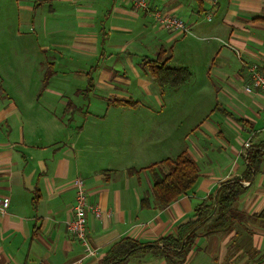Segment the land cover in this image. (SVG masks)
<instances>
[{
	"label": "crops",
	"instance_id": "1",
	"mask_svg": "<svg viewBox=\"0 0 264 264\" xmlns=\"http://www.w3.org/2000/svg\"><path fill=\"white\" fill-rule=\"evenodd\" d=\"M148 1L150 11L178 17L209 40L205 89L194 87L191 63L173 67L192 73L189 84L174 89V101L188 107L186 96L198 101L205 93L216 101L190 132H174L180 125L165 121L167 89L163 94L142 68L145 58L155 60L177 40L151 14L136 12L129 0H17L20 26L39 36L42 52L53 53L45 65L54 74L46 86L45 77L14 76L9 86L0 78V196L11 203L0 214V264H104L123 239L151 243L176 236L198 206L212 204L226 182L244 177L247 153L256 149L263 152L259 170L243 182L234 207L252 217L264 211V95L245 91L248 68L256 64L264 72V0ZM205 23L211 26L201 29ZM75 92L87 106L72 100ZM94 98L138 105H109L96 115ZM146 98L159 104L146 105ZM79 113L83 126L82 117L75 119ZM246 142L251 149H244ZM184 150L200 178L186 196L160 209L152 195L157 168L151 167ZM76 179L85 181L88 204L103 212L88 217L94 256L66 230ZM203 228L186 260L176 264H264L263 219L235 222L217 234L205 235ZM128 264L172 263L147 255Z\"/></svg>",
	"mask_w": 264,
	"mask_h": 264
},
{
	"label": "trees",
	"instance_id": "2",
	"mask_svg": "<svg viewBox=\"0 0 264 264\" xmlns=\"http://www.w3.org/2000/svg\"><path fill=\"white\" fill-rule=\"evenodd\" d=\"M186 36L185 34H182ZM167 51L158 53L155 60L145 58L142 68L154 79L164 94L166 89H178L190 83L192 73L188 68H173L170 66L172 55L166 57ZM50 73H47L44 86L47 85ZM110 105L136 106L131 100H109ZM260 148V147H259ZM264 149V146H261ZM248 167L243 178H234L226 182L216 200L212 204H201L197 207L194 219L182 225L176 236H169L151 243H141L133 239H123L115 244L107 256L104 264H128L138 256H157L168 263H182L193 249L195 240L199 236V229L203 228L205 235L217 234L225 231L235 222H245L248 219H263L260 216H248L237 210L234 205L245 192L243 182L250 181L258 172L262 162L263 152L256 149L247 153ZM153 174L152 195L158 208L169 207L180 197L186 196L197 184L200 178V167L196 161L184 150L176 158L166 159L156 165ZM144 206H149V198L144 199ZM210 223V224H209Z\"/></svg>",
	"mask_w": 264,
	"mask_h": 264
},
{
	"label": "rangeland",
	"instance_id": "3",
	"mask_svg": "<svg viewBox=\"0 0 264 264\" xmlns=\"http://www.w3.org/2000/svg\"><path fill=\"white\" fill-rule=\"evenodd\" d=\"M19 4L17 0H0V78L5 80L4 84L6 86L12 84L14 76L28 75L32 76L34 80L36 77H45L47 73L54 74V69L51 68L47 71L48 67L45 65L53 53L49 52L46 54L42 52L37 45L38 41L41 43L39 36L35 32L30 31L29 27L20 26ZM210 26V23L200 25L201 29H207ZM191 33L185 38L181 32H171L172 37H176L177 40L164 45L165 49L168 50L166 57L175 55L176 60L172 61V67H178L182 63H191L196 76L194 87L205 89L207 79L203 66L212 58V53H210L208 48L209 40L203 39L206 34L198 33L195 27L191 28ZM72 96H74L72 100L76 104L81 103V107L87 106L86 100L78 92H75ZM142 100L146 105L157 106L159 104L156 98ZM186 100L191 102L188 107H183L186 106V102L183 100L174 101V89L171 88L167 89L166 97L162 96V103L165 104L170 112L164 117L165 121L174 123V127L176 124L180 125V127H177L178 131L174 130L177 133L186 132L193 127L199 126L207 115H200L199 113L216 103L212 95L208 93H205V96L198 101H195L196 98H191V96H186ZM93 101L91 112L96 115L105 114L108 107H110L108 98H94ZM176 105L181 106V108L178 106L174 108ZM170 107H172L171 110ZM191 109H194V112H190ZM82 110L86 111L85 108H82ZM75 117L76 121L82 117L80 119L81 123L79 120V124L83 126L84 115L79 113Z\"/></svg>",
	"mask_w": 264,
	"mask_h": 264
},
{
	"label": "built area",
	"instance_id": "4",
	"mask_svg": "<svg viewBox=\"0 0 264 264\" xmlns=\"http://www.w3.org/2000/svg\"><path fill=\"white\" fill-rule=\"evenodd\" d=\"M133 3L134 10L136 12H147L154 17L156 24L168 31H178L185 35L191 34L190 27L180 18L175 16H169L161 11H150V3L148 0H129ZM211 21L210 18H208ZM250 75V85L245 88L246 93L252 94L259 92L264 95V72L258 65H251L248 68ZM252 148L250 142L244 143V149L249 150ZM77 190V201L73 207V215L66 223L67 232L81 240L86 246V253L88 256L96 255V251L88 245V217L92 213L96 218H101L103 212L98 207H92L88 204V194L83 179H76L73 183ZM10 200L0 196V214L6 215L10 208Z\"/></svg>",
	"mask_w": 264,
	"mask_h": 264
}]
</instances>
